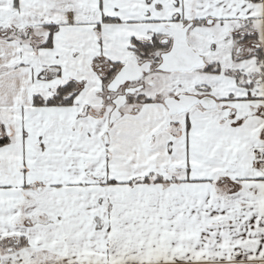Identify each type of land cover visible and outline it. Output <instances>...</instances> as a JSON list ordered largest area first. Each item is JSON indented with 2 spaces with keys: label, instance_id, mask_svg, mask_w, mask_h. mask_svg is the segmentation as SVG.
<instances>
[{
  "label": "snow or ice",
  "instance_id": "1",
  "mask_svg": "<svg viewBox=\"0 0 264 264\" xmlns=\"http://www.w3.org/2000/svg\"><path fill=\"white\" fill-rule=\"evenodd\" d=\"M0 264H264V0H0Z\"/></svg>",
  "mask_w": 264,
  "mask_h": 264
}]
</instances>
